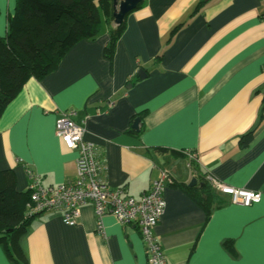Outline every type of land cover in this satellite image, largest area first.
I'll return each mask as SVG.
<instances>
[{"label":"crops","instance_id":"crops-1","mask_svg":"<svg viewBox=\"0 0 264 264\" xmlns=\"http://www.w3.org/2000/svg\"><path fill=\"white\" fill-rule=\"evenodd\" d=\"M14 8L0 0V39ZM108 41L103 22L51 74L27 80L0 118V171L14 172L19 191L29 189V172L44 187L75 180L77 153L54 133L71 110L109 189L138 198L168 173L153 229L165 264H264V0H145L126 16L111 61ZM185 152L196 154L191 167ZM208 177L260 201L233 204ZM203 182L213 190L210 213L185 190L202 194ZM102 227L105 237L90 202L74 226L43 211L18 244L25 264H148L136 227L111 215ZM0 264H16L2 245Z\"/></svg>","mask_w":264,"mask_h":264},{"label":"trees","instance_id":"trees-1","mask_svg":"<svg viewBox=\"0 0 264 264\" xmlns=\"http://www.w3.org/2000/svg\"><path fill=\"white\" fill-rule=\"evenodd\" d=\"M144 3L142 0L136 8ZM125 18L120 25L114 24L113 0H15L6 35L0 39V118L29 78L41 80L51 74L71 47L94 40L103 22L109 33L104 57L111 61ZM251 140L249 132L240 143L247 146ZM201 185L202 194L192 188L185 190L210 213L213 190L206 182ZM30 195L29 189H17L13 171H0V246L16 264L26 263L18 238L37 215L29 214Z\"/></svg>","mask_w":264,"mask_h":264},{"label":"built area","instance_id":"built-area-1","mask_svg":"<svg viewBox=\"0 0 264 264\" xmlns=\"http://www.w3.org/2000/svg\"><path fill=\"white\" fill-rule=\"evenodd\" d=\"M73 114L71 110L60 112L54 133L68 150L77 153L76 178L57 186L44 187L38 177L29 172V214L60 211L63 224L74 226L81 206L90 202L97 220L98 234L105 237L102 218L111 215L119 225L137 228L146 248L148 264H165L163 249L153 229L165 210L163 194L165 183L170 179L168 173L161 172L152 181L150 190L138 198L124 196L120 189H109L105 181L104 163L99 159L96 147L84 140L85 130L72 121ZM185 153L191 167L197 161L196 154ZM207 181L213 188L230 195L233 204L250 206L260 201L259 193L227 188L212 177H208Z\"/></svg>","mask_w":264,"mask_h":264},{"label":"water","instance_id":"water-1","mask_svg":"<svg viewBox=\"0 0 264 264\" xmlns=\"http://www.w3.org/2000/svg\"><path fill=\"white\" fill-rule=\"evenodd\" d=\"M142 0H113V19L114 24L120 25L124 18L133 10L136 9L139 3H141ZM139 126V119H135L132 124V129L135 131H138ZM197 185V180L193 178L190 183L189 187Z\"/></svg>","mask_w":264,"mask_h":264}]
</instances>
